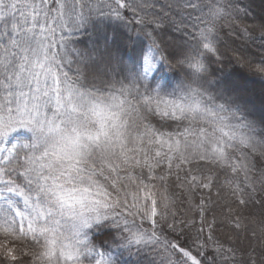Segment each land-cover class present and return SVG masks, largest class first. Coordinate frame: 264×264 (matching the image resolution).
I'll return each instance as SVG.
<instances>
[{"label": "snow or ice", "instance_id": "6c2138e0", "mask_svg": "<svg viewBox=\"0 0 264 264\" xmlns=\"http://www.w3.org/2000/svg\"><path fill=\"white\" fill-rule=\"evenodd\" d=\"M115 6L133 10L152 7L144 0L138 4L115 0ZM179 6L201 13L194 17L195 36L189 34L195 43L160 59L181 74L195 70L186 85L192 97L187 104L165 101L136 83L85 84L79 68L72 74L64 70L72 60L67 45L57 42V32L78 26L85 19V9L91 14L90 2L0 0V143L21 129L31 133L29 141L0 148V232L30 236L39 248L47 245L43 255L48 260L58 255V264H81L86 252L80 239L82 229L106 218L116 220L119 226L117 212L123 210L152 222L151 234L135 235L133 241L161 243L167 253L165 264H201L179 243L161 241L155 231L160 221L176 229L174 223L167 222L171 214L164 187L167 176L157 169L166 168L171 174L200 162L226 167L234 177L242 174V183L250 191L248 199L241 196L239 203L247 206L253 201L264 209V165L257 168L255 162L257 156L264 159V141L251 135L254 126L250 122H240L210 95L204 107L196 99L206 93L199 75L201 61L207 53H218L219 22L232 13L225 3L209 5L207 13L200 0H181ZM240 13L241 9H235L237 16ZM167 17L165 11L147 23L160 27ZM170 22L176 24L177 31L181 25L187 27L184 19ZM258 27L264 36V25ZM154 46L161 48L160 44ZM237 62L264 75V64L254 63L243 53ZM156 116L164 121L159 127H153L150 119ZM169 120L178 122L176 131H162L172 127ZM187 175L191 176L190 188L212 187V176L198 177L191 170ZM17 176L23 183L17 182ZM234 182L229 180L225 186L232 187ZM236 191L244 189L237 184L233 194ZM157 215L160 221L155 219ZM201 219L203 222V216ZM68 221H72L70 226ZM240 226L236 222V227ZM64 230L71 238L57 250L55 235ZM228 253L234 256L235 250L227 249L226 259ZM8 255L16 259L10 250ZM34 264H39L37 256ZM245 264L256 261L249 258Z\"/></svg>", "mask_w": 264, "mask_h": 264}, {"label": "trees", "instance_id": "16d2710c", "mask_svg": "<svg viewBox=\"0 0 264 264\" xmlns=\"http://www.w3.org/2000/svg\"><path fill=\"white\" fill-rule=\"evenodd\" d=\"M86 2H90L91 14L88 15L89 10L85 9V19L78 26L69 25L62 33L57 32V42L67 45L72 60L71 66L65 64V71L72 74L79 68L84 73L85 84L136 83L153 92V95L173 98L180 88L182 74L171 70L160 57L174 56L177 50L195 43L191 38L196 34L194 17L201 13L188 7L181 8V0H144L152 7L143 10L119 8L115 6V0ZM124 2L138 4L141 0ZM263 2L260 0L259 4ZM214 3H225L232 15L219 22L218 53H207L203 58L207 74L201 76V86L216 105H224L228 112H234L240 122H250L254 126L251 135L264 141V120L256 113L253 103L235 88L243 79L246 80L242 75L245 71L264 86V75L250 72L237 62L238 55L243 53L254 63L264 64V36L258 27L264 25V21L256 14L257 0H200L204 13ZM235 9H241L242 13L237 16ZM165 11L168 17L160 27L147 23L157 19V15L162 16ZM181 19L185 20L187 27L181 25L180 31H177L176 24L170 21L179 22ZM140 20L145 23H138ZM155 44H160L161 48H156ZM165 45L168 46L167 51L163 52ZM190 75V72H185L183 77L189 78ZM150 119L153 127H159L164 122L159 116ZM177 123L169 120L168 124L172 127H165L162 131H176ZM12 140L13 136L9 134L5 142L0 143V148L9 147ZM255 162L257 168L264 165V159L258 156ZM189 170L198 177L212 176V187L190 188L188 181L191 176H186ZM157 172L167 176L164 187L170 197L168 211L171 213L167 222L176 225L175 230L168 228L157 215L155 219L160 223L155 226V231L161 241L179 243L201 264H245L249 258L254 259L256 264H264V209L253 201H249L247 206L239 203L241 196L248 199L246 193L250 191L242 183V174L234 177L230 169L204 162L184 165L171 174L166 168L157 169ZM253 175L257 173L254 171ZM16 179L23 183L21 177ZM233 179L232 187H226L227 182ZM155 183L160 184L159 181ZM237 184L244 191L233 194ZM112 198L115 199V193ZM117 219L119 226L116 220L106 218L93 221L89 227L82 229L80 239L84 241L86 252L81 257V264H96L97 260L101 264H165L167 253L161 243L147 239L141 243L133 241L135 235L151 234L153 225L150 220L141 219L139 215L130 216L123 210H118ZM182 221L187 223L182 224ZM236 222L240 223V228L236 227ZM218 248L220 251H217ZM229 248L235 253L234 256L228 253L226 259L225 253ZM9 250L15 260L8 255ZM38 250L39 246L30 236H6L0 232V264H34L33 253Z\"/></svg>", "mask_w": 264, "mask_h": 264}, {"label": "rangeland", "instance_id": "374dc122", "mask_svg": "<svg viewBox=\"0 0 264 264\" xmlns=\"http://www.w3.org/2000/svg\"><path fill=\"white\" fill-rule=\"evenodd\" d=\"M259 2L260 0H257V3H255L257 9L256 14H258L259 17H261L264 21V4H259ZM65 68L66 66L64 65V70ZM242 75L246 78V80L243 79L241 84L236 85L235 88L237 91H239L242 97L250 100V102L253 103L256 113L264 120V86H261L258 83V80L248 76V72H242ZM11 135L13 136L11 144L29 141L31 139V133L24 129L11 133Z\"/></svg>", "mask_w": 264, "mask_h": 264}, {"label": "clouds", "instance_id": "9594fccd", "mask_svg": "<svg viewBox=\"0 0 264 264\" xmlns=\"http://www.w3.org/2000/svg\"><path fill=\"white\" fill-rule=\"evenodd\" d=\"M199 59V57H197ZM201 63L203 64V69H201L199 75L203 76L207 74V68L206 65L204 63V61H201ZM185 67H187V65H185ZM189 72H193L195 71L194 69H188ZM191 80L189 78H185L183 77L182 74V80H181V85L179 90L177 91L176 95L173 98H165L163 97V99L165 101H171V102H180L182 104H187L189 100H192V97L189 93L188 88L186 87V85L190 84ZM105 96L107 95L106 93L104 94ZM187 96L188 99L185 100L184 97ZM207 96L208 94L205 93L203 96L197 95L196 99L200 101L201 103V107L205 106L206 100H207ZM72 223V221H68V225L70 226ZM71 238V233L68 232L67 230H64L62 232H57L55 235V240H56V248L57 250L63 246V244L68 241ZM47 251V245H42L39 250L37 252H34L33 255L37 256L39 259V264H58V255L56 259L53 260H48L43 253Z\"/></svg>", "mask_w": 264, "mask_h": 264}]
</instances>
